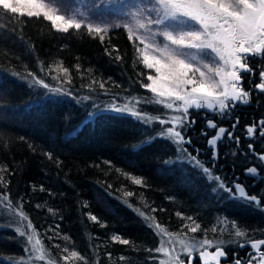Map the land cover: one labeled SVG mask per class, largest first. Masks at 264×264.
Segmentation results:
<instances>
[{
    "label": "trees",
    "instance_id": "16d2710c",
    "mask_svg": "<svg viewBox=\"0 0 264 264\" xmlns=\"http://www.w3.org/2000/svg\"><path fill=\"white\" fill-rule=\"evenodd\" d=\"M98 1L86 0L83 8L97 5L100 15L104 4ZM127 4L151 6L149 0ZM114 18L110 15L109 23ZM97 23L101 18L93 19ZM116 25L100 33L101 41L87 27L58 32L42 15L29 18L0 7V192L10 194L14 209L22 205L33 225L24 227L28 221L0 202V264H23L21 227L40 241L36 247L45 256L28 264H158L153 250L159 230L150 223L193 237L212 229L234 231L231 222L239 224L240 207L189 163L178 161L171 139L158 138L153 127L109 109L129 103L147 117H159L154 96L141 87L152 73L134 39ZM30 72L63 90L49 92L33 82ZM66 79L71 83H62ZM190 132L200 133L193 126ZM147 139L152 142L141 146ZM193 221L200 225L196 232L190 231Z\"/></svg>",
    "mask_w": 264,
    "mask_h": 264
},
{
    "label": "snow or ice",
    "instance_id": "6c2138e0",
    "mask_svg": "<svg viewBox=\"0 0 264 264\" xmlns=\"http://www.w3.org/2000/svg\"><path fill=\"white\" fill-rule=\"evenodd\" d=\"M69 5L70 0H47V2L45 0H15L14 3H10L9 0H0V7L3 10L13 14H26L29 18H40L42 15L45 20L51 21L56 31L63 33L69 32L70 29L79 30L83 24V20L77 18L75 14L68 16ZM125 7L129 6L125 5ZM130 7L135 11L130 13L132 24L125 25L129 40L135 35L140 44L144 45V49L158 53V55H149L144 49H137L143 56V62L147 68L155 71V75L148 74L146 77L151 83H142L141 87L150 91L154 98H162L154 99L156 104H161L165 109H171L180 114L171 115L168 118L163 116L150 118L134 106H130L129 103H125L123 107L113 104L112 110L118 113H128L144 124L149 123L151 119H158L161 125L171 123V127L159 129L157 137L171 139L177 145L178 161L188 162L196 174L201 175L203 179L209 182L215 181L218 188L227 192L228 196L243 210H251L253 207L264 210V197L258 198L251 195L238 182L227 184L221 177L214 174L211 167H205L198 159L199 149H195L197 153L195 156L189 152L184 145L192 144V140L181 131L187 129L189 123L195 124V120H189V109L191 108L207 109L226 115L230 108L235 107L236 102L249 103L250 93L242 86L241 72L251 73L253 71L248 63L250 56L264 57V0H151L150 8L147 5L140 7L135 4ZM138 30L143 31L138 32ZM87 31L95 32L103 41L100 33L107 32L108 28L93 27L91 23H88ZM157 37H161L162 41L157 40ZM116 59L119 60L121 57L117 56ZM76 67L79 70V66ZM63 71L66 74L68 72L66 68ZM28 75L32 77L35 84L51 93H60L63 90L51 87L31 72ZM259 75L261 82L255 84L254 87L264 92V69ZM62 83L70 84L71 80L66 79ZM92 83L95 84L96 81L93 80ZM99 86L101 89L105 87L104 83H100ZM89 90L94 89L89 86ZM83 99L87 100L89 97L85 96ZM136 103H140L139 99ZM206 125L208 128L217 129L206 140L211 150V158L215 161L219 156L217 142L228 130L218 127L213 120L207 121ZM177 126L181 130H178ZM257 127L260 129L259 134L264 136V120H262L257 124L247 126L246 131L249 137L256 133ZM201 134L209 135L203 130ZM228 138H233L230 132ZM151 142L152 139L141 141V146H148ZM235 143L239 144L238 137L235 138ZM134 147L137 146L134 145ZM252 147L249 144V148ZM46 155L49 159L52 158L50 153ZM258 159L264 163V154H259ZM4 170L7 171V169ZM246 171L253 176L258 172L256 167H249ZM2 181L3 178L0 177V182ZM133 182L137 185L142 184L140 179H134ZM41 190H43L42 186ZM212 190L216 191V188ZM126 195H132V193H126ZM0 202H7L6 207L9 210L18 215L22 221H28L24 227L29 230L33 229L28 216L22 211V205L19 209L13 208L9 193L0 192ZM160 210L164 211V209ZM152 211L155 212L156 209L153 208ZM139 214L144 216L143 212ZM88 215L92 221L99 223L95 215ZM177 215L179 216L180 213ZM145 219L154 220L150 217H145ZM193 223L195 227L190 228V231L196 232L200 225L195 221ZM148 226L155 227L159 232L165 231L159 224L150 223ZM24 227L18 228L17 231L20 236L26 238L28 245H32L31 249L27 245L25 247V251L31 256L40 241L36 240L33 244V236L26 232ZM231 227L236 237H247V232L241 229L236 221L231 222ZM113 239L121 244H129L128 239H123L119 235H114ZM182 243L187 253H192L202 248L203 245L213 246L212 241L207 238L201 241H182ZM248 243L252 249L248 264H264V236L256 239L248 237ZM239 246L243 247L244 244ZM153 251L169 256L168 249L164 247ZM40 252L41 254L36 259L44 260L43 251L40 250ZM71 255L76 257L77 252L72 251ZM199 255L204 260V264H209V258L215 264H220V258L227 257L226 251L220 246H216L214 253L200 251ZM160 264H185V261L176 256L169 257L168 260L162 259ZM188 264H191L190 256ZM234 264H243V261L236 259Z\"/></svg>",
    "mask_w": 264,
    "mask_h": 264
},
{
    "label": "flooded vegetation",
    "instance_id": "af4514ba",
    "mask_svg": "<svg viewBox=\"0 0 264 264\" xmlns=\"http://www.w3.org/2000/svg\"><path fill=\"white\" fill-rule=\"evenodd\" d=\"M249 66L253 69L251 73L241 72L243 77L242 86L245 91L250 93L249 103L243 104L236 102L235 107L230 108L226 115H221L218 112L209 111L207 109H189V120H195V124L189 123L187 129L181 130L186 137H199L191 139L192 144H185L194 156L197 155L195 149H199L198 159L205 167H211L216 176L221 177L227 184L231 185L239 183L245 187V191L258 198L264 197V163L258 159L259 154H264V136L259 134V127L256 133L249 137L246 131L247 126L257 124L264 120V92H261L254 85L261 82L260 71L264 69V57L250 56L248 58ZM213 120L218 127H223L228 131L223 134L221 140L217 142L219 151L218 158L213 161L211 158V150L209 149L206 140L213 135L217 129L208 128L206 122ZM201 125L196 128L195 125ZM200 133L190 132L191 127ZM207 132L209 135L201 134V131ZM229 132L232 134V139L228 138ZM239 138V144L235 143V138ZM249 144L253 147L249 148ZM233 147L231 150L227 149ZM249 167H256L258 172L255 176L248 174L246 171ZM226 175L223 176V174ZM233 200V199H231ZM234 201V200H233ZM255 220L254 222L252 221ZM246 220L252 223H245ZM238 226L247 232V237H236L234 231L216 232L204 231L205 235L197 236L198 238H207L212 241L211 247L203 245L202 248L180 255V259L188 264V257H191V264H204L201 259L200 251L214 253L216 246L222 247L227 257L220 258V264H234L236 259L243 261V264H248L249 254L252 252L248 243V237L252 239L264 236V210L253 207L251 210H243L240 208L238 214ZM244 244L243 247L239 246ZM209 264H215L209 258Z\"/></svg>",
    "mask_w": 264,
    "mask_h": 264
},
{
    "label": "rangeland",
    "instance_id": "374dc122",
    "mask_svg": "<svg viewBox=\"0 0 264 264\" xmlns=\"http://www.w3.org/2000/svg\"><path fill=\"white\" fill-rule=\"evenodd\" d=\"M95 1L97 2L98 0H95ZM120 1H122V3H124V4H122L120 7L119 6H115L116 3L120 2ZM145 1H147V0H145ZM149 1L151 2V0H149ZM9 2L13 3V0H9ZM46 2H47V0H46ZM85 2H86V0H70V5H69V8H68V16H71V15L75 14L77 16V18H81L83 20L82 27L86 28L88 23H91L93 25V19L101 18V24L97 23L96 25H93V27L99 26V27L111 28V27H113L111 25L117 26L116 25V23H117V24L123 25V28H125V31L128 33V30L125 27V25L132 24V19H131L130 13L135 11V9L130 7L131 4H127V0H124V1L123 0H99L98 3L101 2L102 4H104L103 10L101 11L100 15H98V11L99 10H97V11L95 10L97 5H96L95 9H94V7H92V10L83 8ZM125 5H128L129 7L125 8ZM148 7H151V6H148ZM125 13H126V16H127V20L122 18V17H125V15H124ZM110 15L113 18L115 17L114 18L115 19L114 22L109 23L108 18H109ZM48 22L51 24L50 20H48ZM142 31L143 30H138V32H142ZM132 39H134V41H135V43H136V45L138 46L139 49H144V45L140 44L139 40L136 39L135 35L133 36ZM157 40L162 41V38L161 37H157ZM144 51L148 52L149 55H158V53H152L150 51V49H144ZM142 60H143V56H142ZM150 71H151L152 75H155L154 69H150ZM148 83H151V82L148 81ZM155 99H162V98H158L157 97ZM153 108H155V110H158L157 113H158L159 117L166 116L164 118H168L171 115H179L180 114V113L174 112L171 109H165L163 107V105H161V104H156L155 103ZM109 109L112 110L111 106L109 107ZM133 118L136 119L135 117H133ZM144 125L145 126H149V127H153L155 131H158L161 128L167 129V128L172 126L171 123L165 124V125H161L159 123L158 119H151L149 123L144 124ZM178 130H179V127H178ZM175 146H176V149H177V145L176 144H175ZM178 155H179V153L177 154V156ZM186 163H188V162H186ZM212 183L215 186H217L215 181H212ZM216 188L219 189L218 186ZM218 192L220 194H222L223 192L227 193L223 189H219ZM199 234L200 235H205L204 231L199 232ZM157 238H158V245L156 246L155 249H157L159 247H164V248H167L168 252H169V256H165L162 252L155 251L156 255H157L158 264H160V260H162V259L163 260H168L169 257H176V256L180 257L181 254L182 255H187L188 253L184 251V246H183L182 241L183 242H188V241H192V240H196V241L203 240V238H198L196 236L193 237V236H190V235H187V236L186 235L183 236V235H180V234H171V235H169V233L166 232V231H164V232H159L158 231L157 232ZM25 242H26V244H24V256H23L22 263L23 264H28L29 261H37L38 259H36V257L38 255H40L38 248L36 247V250L32 252L31 256H29V253L25 251V247L27 245L31 249L32 245H28L27 244L26 238H25ZM32 243L35 244L34 240L32 241Z\"/></svg>",
    "mask_w": 264,
    "mask_h": 264
}]
</instances>
